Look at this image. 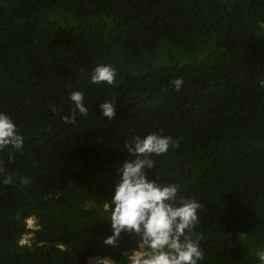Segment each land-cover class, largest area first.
<instances>
[{
	"label": "trees",
	"instance_id": "obj_1",
	"mask_svg": "<svg viewBox=\"0 0 264 264\" xmlns=\"http://www.w3.org/2000/svg\"><path fill=\"white\" fill-rule=\"evenodd\" d=\"M262 25L264 0H0V112L24 140L0 150V264H130L140 238L105 246L106 205L136 159L125 143L149 134L178 142L145 172L202 205L191 234L201 264H259ZM99 64L113 85L90 82ZM73 91L89 115L66 124ZM111 100L112 120L100 108Z\"/></svg>",
	"mask_w": 264,
	"mask_h": 264
},
{
	"label": "clouds",
	"instance_id": "obj_2",
	"mask_svg": "<svg viewBox=\"0 0 264 264\" xmlns=\"http://www.w3.org/2000/svg\"><path fill=\"white\" fill-rule=\"evenodd\" d=\"M115 76L116 72L110 65L99 64L90 82H106L111 86L115 83ZM170 83L176 91H180L183 79L174 78ZM259 83L264 86V80ZM84 99L80 91L70 93L74 107L70 116L62 117L66 124H75L77 113L88 117L89 110ZM115 105L114 100L101 103L102 115L110 120L115 119ZM23 145V137L15 122L0 112V150L9 146L13 150H22ZM175 147H178V142H174L171 136L158 134H149L144 138L134 136L130 142L125 143L126 151L136 159L123 164L121 182L115 188L111 203L106 205L110 209L112 235L103 243L116 248L122 233L138 236L139 247L129 257L130 264H201L205 258L199 241L191 236L200 223L199 211L202 205L195 198L180 197L178 185H161L150 181L145 172L155 167L151 158L153 155H166L170 148ZM9 159H12L11 154ZM11 182L9 176L5 183ZM29 228H35L33 219L29 220ZM255 256L259 264H264V248L259 249ZM102 264H108V261Z\"/></svg>",
	"mask_w": 264,
	"mask_h": 264
},
{
	"label": "water",
	"instance_id": "obj_3",
	"mask_svg": "<svg viewBox=\"0 0 264 264\" xmlns=\"http://www.w3.org/2000/svg\"><path fill=\"white\" fill-rule=\"evenodd\" d=\"M103 261H108V264H117L115 260L101 255L91 256L88 259L87 264H102Z\"/></svg>",
	"mask_w": 264,
	"mask_h": 264
},
{
	"label": "rangeland",
	"instance_id": "obj_4",
	"mask_svg": "<svg viewBox=\"0 0 264 264\" xmlns=\"http://www.w3.org/2000/svg\"><path fill=\"white\" fill-rule=\"evenodd\" d=\"M31 225V224H30Z\"/></svg>",
	"mask_w": 264,
	"mask_h": 264
}]
</instances>
